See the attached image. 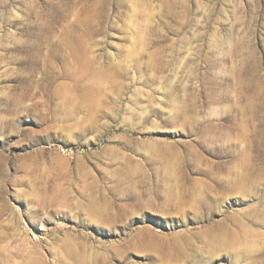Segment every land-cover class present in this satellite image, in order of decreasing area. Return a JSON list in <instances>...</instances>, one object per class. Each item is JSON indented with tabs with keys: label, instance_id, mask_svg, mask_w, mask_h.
Segmentation results:
<instances>
[{
	"label": "rangeland",
	"instance_id": "obj_1",
	"mask_svg": "<svg viewBox=\"0 0 264 264\" xmlns=\"http://www.w3.org/2000/svg\"><path fill=\"white\" fill-rule=\"evenodd\" d=\"M0 264H264V0H0Z\"/></svg>",
	"mask_w": 264,
	"mask_h": 264
}]
</instances>
